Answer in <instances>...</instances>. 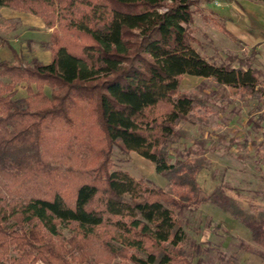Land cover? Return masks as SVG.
Returning <instances> with one entry per match:
<instances>
[{"label": "trees", "instance_id": "obj_1", "mask_svg": "<svg viewBox=\"0 0 264 264\" xmlns=\"http://www.w3.org/2000/svg\"><path fill=\"white\" fill-rule=\"evenodd\" d=\"M200 1L0 0L43 18L53 45L48 63L0 59V264H82L96 252L104 264H206L200 254L218 246L191 239L180 214L208 202L246 225L258 246L240 243L264 258V208L225 184L205 192L206 157L172 146L205 101L181 90L183 74L251 94L264 83L257 46L223 63L194 47ZM115 144L154 162L169 187L112 170Z\"/></svg>", "mask_w": 264, "mask_h": 264}, {"label": "rangeland", "instance_id": "obj_2", "mask_svg": "<svg viewBox=\"0 0 264 264\" xmlns=\"http://www.w3.org/2000/svg\"><path fill=\"white\" fill-rule=\"evenodd\" d=\"M204 4V0L198 4L191 26L194 47L209 61L217 63H223L230 55L250 56L251 49L225 32L218 14ZM51 33L52 28L40 16L0 5V59L17 62L16 52L20 54L21 63L33 57L50 62L53 55ZM252 59L258 61L255 57ZM261 87L251 94L242 88L218 85L212 77L183 74L181 90L198 94L205 101L195 107L192 120L178 123L177 128L188 132V136L172 145L189 149L194 157L200 154L206 157L208 166L199 173V181L205 192L211 193L217 185L225 184L228 193L240 199L248 210L264 208V205L254 204L258 201L264 203V83ZM25 94L26 87L19 86L17 96ZM113 149L112 170L121 168L137 178L146 179L151 186L169 187V180L156 171L154 162L135 151L121 148L119 144H115ZM235 187L241 193H237ZM180 218L191 239L203 243L205 247L211 244L218 246L200 254L206 259V264H218L219 249L228 258L235 257L237 264L235 244L242 242L251 247L258 246L246 225L210 202L185 211ZM61 232L64 236L70 235V229L63 225ZM190 245V239L184 243L186 247ZM228 245H231L230 250H225L224 247ZM248 251L250 249L242 248V253L248 254ZM12 253L16 254L15 251ZM99 256V252H96L82 264H104L97 260ZM247 263L252 264L248 260ZM72 264L79 263L73 260ZM112 264L121 263L116 260Z\"/></svg>", "mask_w": 264, "mask_h": 264}, {"label": "crops", "instance_id": "obj_3", "mask_svg": "<svg viewBox=\"0 0 264 264\" xmlns=\"http://www.w3.org/2000/svg\"><path fill=\"white\" fill-rule=\"evenodd\" d=\"M205 3L204 6L206 5L210 11L213 10L218 14L223 28L232 33L236 37L235 40L240 41L247 49L257 46V59L264 66V1L212 0L208 4ZM254 204L264 205L260 201ZM231 245L225 246L224 249L230 250ZM234 246L237 249V264H248L247 260L252 264H264V258L255 253L251 251H248V254L242 253V248L245 249L243 244L237 243Z\"/></svg>", "mask_w": 264, "mask_h": 264}, {"label": "built area", "instance_id": "obj_4", "mask_svg": "<svg viewBox=\"0 0 264 264\" xmlns=\"http://www.w3.org/2000/svg\"><path fill=\"white\" fill-rule=\"evenodd\" d=\"M216 3H218V2H216Z\"/></svg>", "mask_w": 264, "mask_h": 264}]
</instances>
